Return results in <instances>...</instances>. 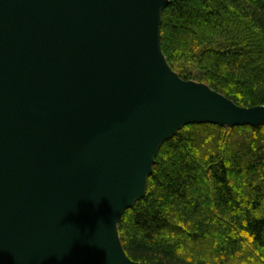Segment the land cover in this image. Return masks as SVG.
I'll return each instance as SVG.
<instances>
[{"label":"water","instance_id":"95a60500","mask_svg":"<svg viewBox=\"0 0 264 264\" xmlns=\"http://www.w3.org/2000/svg\"><path fill=\"white\" fill-rule=\"evenodd\" d=\"M169 0H0V264H144L118 224L183 126L264 124L183 79Z\"/></svg>","mask_w":264,"mask_h":264},{"label":"trees","instance_id":"16d2710c","mask_svg":"<svg viewBox=\"0 0 264 264\" xmlns=\"http://www.w3.org/2000/svg\"><path fill=\"white\" fill-rule=\"evenodd\" d=\"M160 31L181 78L264 106V0H169ZM118 229L144 264H264V124L183 126Z\"/></svg>","mask_w":264,"mask_h":264}]
</instances>
